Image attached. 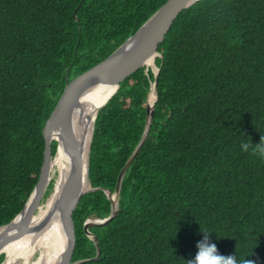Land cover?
Wrapping results in <instances>:
<instances>
[{
	"label": "trees",
	"instance_id": "16d2710c",
	"mask_svg": "<svg viewBox=\"0 0 264 264\" xmlns=\"http://www.w3.org/2000/svg\"><path fill=\"white\" fill-rule=\"evenodd\" d=\"M166 1L0 0V226L39 179L43 128L65 86ZM158 51L148 137L124 175L118 214L90 228L100 258L80 264H190L203 230L237 264H264V0H197ZM155 79L140 67L97 114L91 179L102 188L72 214L73 260L96 255L84 223L111 213L104 188L115 190L143 136ZM57 146L53 138V155Z\"/></svg>",
	"mask_w": 264,
	"mask_h": 264
},
{
	"label": "water",
	"instance_id": "95a60500",
	"mask_svg": "<svg viewBox=\"0 0 264 264\" xmlns=\"http://www.w3.org/2000/svg\"><path fill=\"white\" fill-rule=\"evenodd\" d=\"M196 1L197 0H167L135 33L129 36L108 57L68 82L55 109L52 111L43 128L45 151L39 179L21 212L10 222L0 226V239L5 230L9 231L11 228L13 229L22 226V223H26L28 217H30L41 204L45 192L48 189V184L50 183V163L54 156L51 148V140L57 136L58 144L61 143L65 149L70 150L74 162L53 206L54 210L59 209L62 216L63 229H65L67 234L65 249L60 258L53 264H80L90 259L97 260L100 258L101 247L99 246L98 236L94 234L90 228L107 225L119 212L120 192L124 175L145 143L152 124L154 105L157 101L159 81L157 76L160 70L155 62L156 57L160 54L158 51L159 44L164 41L166 34L178 14ZM150 59H153L155 62L154 65H151L156 75V79L151 88V90L154 89L155 91V100L151 103L148 93L147 118L143 136L125 166L120 171L115 190L111 191L108 188H104L106 195L111 200L110 215L104 218H92L90 216L84 223L85 232L94 241L96 246V255L94 257L73 260L77 238L72 214L85 193L102 188L94 187L91 179V145L97 114L117 92L121 81L140 67L148 65L147 62ZM100 82L115 84L116 89L106 101L98 106L94 118L92 119V124L90 125L91 137L84 172V169L82 171V152L80 153L79 150L80 143H77V139L75 138L76 134L72 122V113L78 104L79 96ZM20 215H22V220H17ZM3 241L4 239L0 240V243Z\"/></svg>",
	"mask_w": 264,
	"mask_h": 264
},
{
	"label": "bare ground",
	"instance_id": "6f19581e",
	"mask_svg": "<svg viewBox=\"0 0 264 264\" xmlns=\"http://www.w3.org/2000/svg\"><path fill=\"white\" fill-rule=\"evenodd\" d=\"M154 65L153 59L147 62ZM115 84L100 82L79 96L78 104L72 113L75 138L82 152V171L85 172L86 156L89 149L92 119L100 104L115 91ZM155 100V91L149 93V101ZM58 139V137H54ZM74 158L70 150L58 144L50 163L49 182L55 177L57 183L51 194L28 217L22 226L5 230L0 240V253H5L2 264H53L63 253L67 234L63 229L59 209H53L54 203L72 167ZM17 220H22V215ZM13 234V235H12Z\"/></svg>",
	"mask_w": 264,
	"mask_h": 264
},
{
	"label": "clouds",
	"instance_id": "9594fccd",
	"mask_svg": "<svg viewBox=\"0 0 264 264\" xmlns=\"http://www.w3.org/2000/svg\"><path fill=\"white\" fill-rule=\"evenodd\" d=\"M257 144L264 145V137H262L261 142ZM242 147L247 151L249 149V144L243 143ZM261 150H264V147H262ZM203 232L205 233L204 238L197 242L198 252L193 260H189L190 264H237L235 256H225L219 253L217 245L214 242H211L208 235V233L211 232H206L204 230Z\"/></svg>",
	"mask_w": 264,
	"mask_h": 264
},
{
	"label": "rangeland",
	"instance_id": "374dc122",
	"mask_svg": "<svg viewBox=\"0 0 264 264\" xmlns=\"http://www.w3.org/2000/svg\"><path fill=\"white\" fill-rule=\"evenodd\" d=\"M150 93V92H149ZM56 183H57V181H56V179H55V177H53L52 179H51V181H50V183L48 184V194H46L45 195V197H44V200H46L47 198H48V196L51 194V192H52V190H53V187L56 185ZM43 200V201H44ZM92 218H97V216L96 215H92L91 216ZM2 253H0V255H1ZM4 254V253H3ZM5 258H6V255H5V257H4V260H5ZM4 260H3V262L2 263H4Z\"/></svg>",
	"mask_w": 264,
	"mask_h": 264
}]
</instances>
